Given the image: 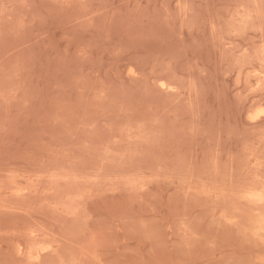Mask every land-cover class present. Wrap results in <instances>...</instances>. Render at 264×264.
I'll return each instance as SVG.
<instances>
[{"label": "rangeland", "instance_id": "obj_1", "mask_svg": "<svg viewBox=\"0 0 264 264\" xmlns=\"http://www.w3.org/2000/svg\"><path fill=\"white\" fill-rule=\"evenodd\" d=\"M0 5V264H264V0Z\"/></svg>", "mask_w": 264, "mask_h": 264}, {"label": "bare ground", "instance_id": "obj_2", "mask_svg": "<svg viewBox=\"0 0 264 264\" xmlns=\"http://www.w3.org/2000/svg\"><path fill=\"white\" fill-rule=\"evenodd\" d=\"M7 2H8V0H7ZM10 2H11V1H10ZM189 2H190V1H189ZM14 3H15V1H14ZM14 3H13V4H14ZM236 3H237V2H236ZM238 3H239V2H238ZM188 4H189V3H188ZM190 4H191V3H190ZM2 5H3V4H2ZM242 5H243V4H242ZM242 5H241V7H242ZM0 6H1V5H0ZM187 6H188V5H187ZM1 8H2V7H1ZM238 11H239V10H238ZM8 12H9V11H8ZM243 13H244V12H243ZM18 14H19V13H18ZM192 14H193V13H192ZM7 15H8V14H7ZM15 15H16V14H15ZM231 15H232V14H231ZM177 16H178V15H177ZM16 17H17V16H16ZM232 17H233V16H232ZM19 18H20V17H19ZM22 18H23V17H22ZM192 18H194V14H193V17H192ZM233 18H234V17H233ZM3 19H4V18H3ZM222 19H223V18H222ZM222 19H221V20H222ZM11 20H12V19H11ZM231 20H233V19H230V21H231ZM9 21H10V20H9ZM226 21H227V20H226ZM226 21H225V23H226ZM248 21H249V20H248ZM232 22L235 23V21H232ZM214 23H215V22H213L212 25H213ZM227 23H228V22H227ZM227 23H226V24H227ZM234 23H233V24H234ZM238 23H239V21H238ZM245 23H246V22H245ZM186 24H187V23H186ZM229 24H230V23H229ZM248 24H249V23H248ZM246 25H247V24H246ZM230 26H232V25H230ZM230 26H229V27H230ZM242 26H243V25H242ZM244 26H245V25H244ZM214 27H216V26L214 25ZM227 27H228V26H227ZM229 27H228V28H229ZM22 28H23V26H22ZM191 28H192V27H191ZM221 28H222V27H221ZM243 28H244V30H245L246 27H243ZM247 28H248V27H247ZM20 29H21V28H20ZM218 29H219V28H218ZM215 31H216V30H215ZM218 31H219V30H218ZM221 31H222V30H221ZM238 31H239V30H238ZM238 31H237V32H238ZM224 32H225V30H224ZM226 32H227V31H226ZM226 32H225V34H226ZM220 33H221V32H220ZM220 33L218 32V34H220ZM222 34H223V33H222ZM241 34H243V32H242ZM226 35H227V34H226ZM245 35H246V34H245ZM222 36H223V35H222ZM234 36H235V35H234ZM230 37H231V36H230ZM242 37H243V35H242ZM242 37H241V38H242ZM239 38H240V37H239ZM245 42H248V40L245 41ZM218 43H219V42H218ZM254 44H255V43H254ZM231 45H232V44H231ZM227 46H228V45H227ZM214 47H215V46H214ZM224 49H225V48H224ZM226 49H227V48H226ZM232 49H233V48H232ZM234 49H235V48H234ZM229 50H230V48H229ZM255 50H256V49H255ZM233 51H234V50H233ZM244 51H245V50H244ZM248 51H249V50H248ZM256 51H257V50H256ZM256 51H255V53H257ZM260 51H261V50H260ZM260 51H259V52H260ZM224 53H225V52H224ZM248 53H249V52H248ZM248 53H247V54H248ZM249 54H250V53H249ZM240 55H241V54H240ZM258 55H259V54H258ZM243 56H245V55H243ZM246 56H247V55H246ZM219 57H220V56H219ZM256 59H257V54H256ZM263 59H264V58H263ZM253 60H255V59H253ZM248 62H252V61H248ZM260 62H262V61H260ZM263 62H264V60H263ZM234 63H235V62H234ZM238 64H239V63H238ZM245 64H246V63H245ZM251 64H252V63H251ZM263 64H264V63H263ZM145 65H147V64H145ZM249 65H250V64H249ZM243 66H244V65H243ZM163 67H164V66H163ZM241 68H242V67H241ZM168 69H169V68H168ZM254 69H255V68H254ZM261 70H263V69H261ZM263 71H264V70H263ZM170 72H171V71H170ZM242 72H243V71H242ZM168 74H170V73H168ZM146 75H147V74H146ZM246 75H247V74H246ZM128 76H129V75H128ZM149 76H150V75H149ZM252 76H253V75H252ZM252 76H251V77H252ZM171 77H172V76H171ZM133 78H135V77H133ZM182 78H183V77H182ZM248 78H249V77H248ZM179 81H180V80H179ZM263 82H264V81H263ZM177 83H179V82H177ZM183 83H184V82H183ZM173 86H174V85H173ZM251 86H252V85H251ZM181 87H182V86H181ZM183 87H184V86H183ZM148 88H149V87H148ZM186 88H188V87H186ZM195 88H196V87H195ZM170 89H171V88H170ZM173 89H174V88H173ZM185 90H186V89H185ZM262 90H264V86H263V89H262ZM161 91H162V90H161ZM164 92H165V91H164ZM255 93H257V92L255 91ZM160 94H161V93H160ZM177 94H178V93H177ZM158 95H159V94H158ZM158 95H157V96H158ZM170 95H171V94H170ZM170 95H169V96H170ZM171 96H174V95H171ZM175 96H176V95H175ZM247 111H248V110H247ZM248 113H249V112H248ZM251 120H252V119H251ZM253 120H255V119H253ZM260 134H261V133H260ZM263 134H264V133H263ZM258 139H259V138H258ZM259 140H260V139H259ZM43 166H44V165H43ZM32 168H33V167H32ZM42 169H43V168H42ZM43 170H44V169H43ZM43 170H41V171L43 172ZM0 172H1V171H0ZM68 177H69V176H68ZM5 178H6V177H5ZM8 178H9V177H8ZM3 179H4V178H3ZM12 180H13V179H12ZM29 180H30V179H29ZM32 180H34V179H32ZM1 182H2V181H1ZM28 182H29V181H28ZM30 182H31V181H30ZM32 182H33V181H32ZM36 182H38V181H36ZM36 182H35V183H36ZM41 182H42V181H41ZM64 182H66V181H64ZM29 184H30V183H29ZM33 184H34V183H32V184H30V185H33ZM47 184H48V183H47ZM50 184H51V183H50ZM55 184H56V183H55ZM66 184H68V183L66 182ZM22 185H24V184H22ZM39 185H40V183H39ZM27 186H29V185H27ZM36 186H37V185H36ZM50 186H51V185H50ZM50 186H49V188H50ZM54 186H55V185H54ZM63 186H64V188H65V185H63ZM21 188H22V187H21ZM34 188H35V187H34ZM36 188H37V187H36ZM36 188H35V189H36ZM58 188H59V187H58ZM64 188H62V189L64 190ZM22 189H26V185H25V188H22ZM62 189H61V190H62ZM27 190H29V189H27ZM31 190H32V188H31ZM63 190H62V191H63ZM23 191H24V190H23ZM56 192H57V191H56ZM63 192H64V191H63ZM250 192H251V191H250ZM251 193H252V192H251ZM259 193H260V192H259ZM58 194H59V193H58ZM60 194H61V193H60ZM248 194H249V192H248ZM24 195H25V193H24ZM45 195H46V194H45ZM255 195H256V194H255ZM25 196H26V195H25ZM259 196H260V195H259ZM56 197H57V196H56ZM255 197H256V196H255ZM54 198H55V197H54ZM52 199H53V198H52ZM4 200H5V199H4ZM70 200H71V199H70ZM251 200H252V199H251ZM253 200H254V199H253ZM253 200H252V201H253ZM248 201H250V200L248 199ZM257 202H258L259 204L264 205V196H263V197H258ZM257 202H256V203H257ZM61 203H63V202H61ZM251 203H252V202H251ZM63 204H64V203H63ZM58 207H59V206H58ZM258 207H259V205H258ZM258 207H257V208H258ZM263 208H264V207H263ZM263 208H262V209H263ZM65 209H66V208H65ZM72 211H73V210H72ZM57 212H58V211H57ZM73 212H74V211H73ZM58 214H61V213H58ZM260 215H261V214H260ZM258 217H259V216H258ZM260 220H261V219H260ZM261 223H262V222H261ZM263 224H264V223H263ZM258 226H259V224H258ZM260 226H261V225H260ZM26 227H27V226H26ZM42 227H43V225H42ZM44 228H45V227H44ZM258 228H259V227H258ZM14 229H15V227H14ZM256 229H257V228H256ZM36 230H37V229H36ZM45 230H46V228H45ZM10 234H11V232H10ZM33 237H34V236H33ZM27 238H28V237H27ZM45 238H46V237H45ZM32 239L35 240L34 238H32ZM29 240H30V239H29ZM31 241H32V240H31ZM31 241H30V242H31ZM36 243H37V242H36ZM18 244H19V243H18ZM32 246H33V245H32ZM31 249H32V248H31ZM20 250H21V249H20ZM29 251H30V250H29ZM33 252H34V251L32 250V253H33ZM36 252H37V251H36ZM32 253H31V254H32ZM29 255H30V254H29ZM31 256L33 257V255H31ZM31 256H29V257H31ZM34 257H36V256H34ZM37 257H38V256H37ZM36 260H37V259H36Z\"/></svg>", "mask_w": 264, "mask_h": 264}]
</instances>
